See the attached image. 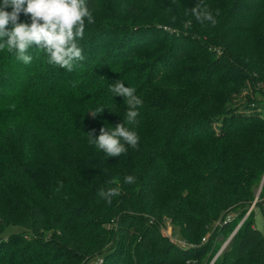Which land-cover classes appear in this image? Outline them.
Returning <instances> with one entry per match:
<instances>
[{"label": "trees", "instance_id": "obj_1", "mask_svg": "<svg viewBox=\"0 0 264 264\" xmlns=\"http://www.w3.org/2000/svg\"><path fill=\"white\" fill-rule=\"evenodd\" d=\"M130 11L140 20L117 21ZM113 15L85 19L71 72L35 45L28 64L0 49V116L13 108L0 118V264H264L253 209L218 253L264 196V0H119ZM117 80L143 101L126 124L139 142L107 157L89 133L126 121ZM11 224L21 232L2 236Z\"/></svg>", "mask_w": 264, "mask_h": 264}, {"label": "clouds", "instance_id": "obj_2", "mask_svg": "<svg viewBox=\"0 0 264 264\" xmlns=\"http://www.w3.org/2000/svg\"><path fill=\"white\" fill-rule=\"evenodd\" d=\"M9 7L11 11L5 10ZM21 13L30 17V23L18 22ZM191 14L201 24H217L216 16L201 4L193 7ZM85 19L89 24L95 22L86 0H0V49L6 47L9 52L14 51L19 60L28 64L32 57L26 53L35 45L47 53L49 63L71 72L77 62L84 60L77 41L84 37ZM110 91L113 95L125 98L128 109L126 121L116 124L111 130L101 127L97 137L89 133V142L95 144L107 157H119L126 153V145L132 148L138 146V134L126 124L134 126L139 123L137 117L143 101L135 94L134 88L125 86L120 80L116 81ZM103 108L98 107L90 113L95 117ZM135 181L133 175L124 177L125 183L132 184ZM119 194L118 188L99 191L100 197L109 204Z\"/></svg>", "mask_w": 264, "mask_h": 264}, {"label": "rangeland", "instance_id": "obj_3", "mask_svg": "<svg viewBox=\"0 0 264 264\" xmlns=\"http://www.w3.org/2000/svg\"><path fill=\"white\" fill-rule=\"evenodd\" d=\"M102 1V10H104V15L103 16H110V17H113L114 15V9L116 8V3L119 1V0H101ZM141 0H129L130 3H133V2H139ZM143 1V0H142ZM123 10V9H121ZM133 12H137V11H130L128 14H126L125 12H122L117 21L118 22H122V21H134V20H140L139 18V13H133ZM94 18H105V17H102V16H99V15H95L93 16ZM264 97V94L263 95H259L258 98H263ZM78 107H80L78 105ZM13 111V108H5L3 109L2 111V115L0 116V118H6L7 116H10L11 112ZM90 115V114H89ZM43 173L45 176H47L49 179H51L52 177V174L51 173H48L47 170H43ZM261 191V190H260ZM260 191H259V194H260ZM17 194L15 195H20V192H15ZM259 194L256 195V198L254 199V202L252 203V205L250 206L248 212L244 215L243 219L238 223V225H240L244 219L247 217V215L250 213L251 209H253L252 211V214L250 215L249 219L252 218L253 220V223L254 225L258 228V229H263L264 227V209H263V205H262V201H263V198L264 196L259 200ZM24 195H27V194H24ZM4 202L1 201V204H3ZM5 203H6V200H5ZM237 225V226H238ZM20 233L21 232V228L16 226V225H9L4 234L2 236H8L12 233ZM162 232L164 234H170V227H169V223L166 222L165 223V227H162ZM226 242V241H225ZM225 242L223 243V245L225 244ZM222 245V246H223Z\"/></svg>", "mask_w": 264, "mask_h": 264}, {"label": "water", "instance_id": "obj_4", "mask_svg": "<svg viewBox=\"0 0 264 264\" xmlns=\"http://www.w3.org/2000/svg\"><path fill=\"white\" fill-rule=\"evenodd\" d=\"M264 179V178H263ZM262 184H263V180L261 182V185H260V188L262 187ZM260 191V190H259ZM259 191L257 194H259ZM239 225L235 228V230L233 231V233L230 235V237L228 238V240H226L225 244L221 247V249L219 250L218 253H220V251L222 250V248L228 243V241L230 240V238L235 234V232L237 231Z\"/></svg>", "mask_w": 264, "mask_h": 264}, {"label": "built area", "instance_id": "obj_5", "mask_svg": "<svg viewBox=\"0 0 264 264\" xmlns=\"http://www.w3.org/2000/svg\"><path fill=\"white\" fill-rule=\"evenodd\" d=\"M262 205H263V209H264V198H263V201H262Z\"/></svg>", "mask_w": 264, "mask_h": 264}]
</instances>
